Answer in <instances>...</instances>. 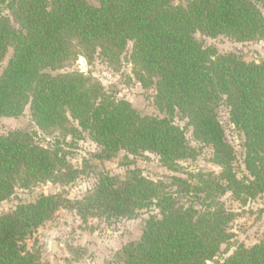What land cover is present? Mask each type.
Returning a JSON list of instances; mask_svg holds the SVG:
<instances>
[{"label": "trees", "instance_id": "trees-1", "mask_svg": "<svg viewBox=\"0 0 264 264\" xmlns=\"http://www.w3.org/2000/svg\"><path fill=\"white\" fill-rule=\"evenodd\" d=\"M262 6L264 0H0V118L29 108L53 141L43 145L27 129L0 133V206L18 188L75 181L82 171L63 145L82 132L96 143L97 160L149 152L181 173L180 161L199 153L177 115L187 119L195 140L213 149L221 168L159 180L139 168L123 179L103 171L80 199L56 193L21 202L0 214V264H53L37 241L31 248L28 241L65 206L84 222L152 212L140 238L125 244L111 264H264V239L241 243L216 260L232 244L237 217L222 197L231 192L246 202L264 194V62L220 53L202 39H263ZM130 44L133 76L155 89L162 116L142 114L90 72L62 71L79 56L88 63L102 58L119 70ZM222 104L244 134L249 179L234 171L235 150L219 119Z\"/></svg>", "mask_w": 264, "mask_h": 264}, {"label": "rangeland", "instance_id": "rangeland-1", "mask_svg": "<svg viewBox=\"0 0 264 264\" xmlns=\"http://www.w3.org/2000/svg\"><path fill=\"white\" fill-rule=\"evenodd\" d=\"M90 1L95 2V0ZM261 8L264 12V6ZM202 39L205 46L215 47L220 53L232 52L248 62H264V38L253 41H236L226 36ZM131 50L130 44L124 53L123 64L119 70L109 66L102 58L97 57L92 63H88L84 56H79L62 71L90 72L108 91L112 92L111 94L129 100L142 114L162 116L155 105V89L144 88L133 76L132 66L128 62ZM9 57L10 55L4 65ZM218 111L226 138L235 150L234 171L240 179H249L250 173L245 165L244 134L231 122L229 107L226 104H222ZM175 122L184 128L188 142L199 153L196 159L180 161L181 173L169 170L162 165L157 155L149 152L138 156L129 155L127 159V154L122 151L111 160H97L93 156L98 151L96 143L88 133L82 132L76 139L68 137V142H64L63 145L72 164L82 171L78 178L68 184L44 182L29 189L18 188L10 200L1 204L0 214L14 209L21 202L35 201L41 194L62 193L71 200L80 199L96 185L99 173L103 171L123 179L128 169L139 168L143 175L154 180L167 179L174 174L187 177L188 172L218 174L221 168L213 161V149L194 139L192 127L187 124V119L177 115ZM16 129H27L36 133L37 139L43 145L53 142L52 137L44 135L36 126L29 108H26L19 117L0 118V133H8ZM126 161L127 164H124ZM222 200L237 217L231 225L234 234L232 244L228 248L224 247L223 252L216 258L220 261L232 254L239 244L243 243L250 247L264 239V194L241 202L228 192ZM157 212V210L153 211V213ZM151 213L141 211L135 219L90 218L88 222H84L75 208L65 206L38 229L28 241V246L31 248L37 241L44 259L53 264H111L116 253L125 244L140 238L145 220Z\"/></svg>", "mask_w": 264, "mask_h": 264}]
</instances>
